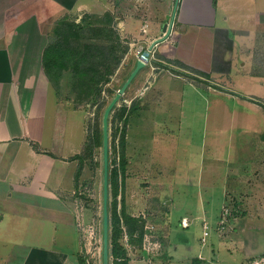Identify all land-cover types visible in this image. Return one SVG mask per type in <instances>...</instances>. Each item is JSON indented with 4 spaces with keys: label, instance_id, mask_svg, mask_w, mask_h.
<instances>
[{
    "label": "crops",
    "instance_id": "obj_1",
    "mask_svg": "<svg viewBox=\"0 0 264 264\" xmlns=\"http://www.w3.org/2000/svg\"><path fill=\"white\" fill-rule=\"evenodd\" d=\"M38 9L30 0H0V264H80L86 252L72 200L86 130L82 115L64 105L60 88L45 71L52 28L44 6ZM152 51L161 69L145 65L128 87L141 94L128 121L151 97L159 104L170 88L182 96L189 87L191 92L203 88V93H216L220 111L228 107L224 97L234 103L232 121L223 130L244 135L259 125L264 111V0H180L170 37ZM135 55L130 48L121 64L129 65L130 73L139 60L130 58ZM65 75L71 81L68 71L61 81L67 80ZM249 141H243V149L252 151L240 157L239 172L227 175L234 180L225 194L229 208L261 210L263 218L264 134L253 144ZM249 229L246 238L253 242L257 225L251 221ZM262 249L252 245L246 252L200 253L197 263L264 262ZM146 257L142 252L129 264H150Z\"/></svg>",
    "mask_w": 264,
    "mask_h": 264
},
{
    "label": "rangeland",
    "instance_id": "obj_2",
    "mask_svg": "<svg viewBox=\"0 0 264 264\" xmlns=\"http://www.w3.org/2000/svg\"><path fill=\"white\" fill-rule=\"evenodd\" d=\"M30 1L35 3L36 11L38 6V11L42 10V6L46 9L45 20H49L48 28H52L53 41V28L60 20L81 23L88 18L86 24L91 22L99 26L105 24V16L110 14L113 17L111 25L119 34L121 43L133 48L136 55L130 58L136 60L137 51L145 53L153 38L163 36L164 33H159V26L169 22L175 5V0ZM150 53L155 56L154 51ZM156 61L157 58L152 61V67L159 71L161 67L155 65ZM129 73V65L120 66L111 81L102 87L101 94L96 93L93 97L86 98L81 92L71 90L67 75L68 81H61L59 89L61 101L67 108L82 115L86 130L87 145L85 142L78 158L80 182L72 202L83 223L79 228L87 264H103L104 248L103 146L90 150L88 145L91 136L97 131L101 132L103 113ZM202 89L191 92L186 87L180 96L174 92V88H170L166 97L158 101L159 104L151 97L145 108L138 106L133 111L129 126H125L118 118L114 120L116 110L119 112L123 107L129 110L141 95H135L133 89L128 88L111 114L109 171L116 167L119 172L118 213L121 215V207L125 205L126 213L138 219L133 235L128 232L125 220H121L123 233L120 241L130 261L138 260L145 252L143 245L147 230L149 235L151 233L150 241L160 244L159 253H155V256L163 252L153 261L149 257L154 255L149 256L145 252L150 264H198L200 253L206 256L209 252H246L252 245L259 246V250L264 246L263 212L231 209L230 199H226L225 194L234 180V177L227 175L239 172L240 157L252 151L243 149V141L250 140V144H253L259 133L264 134V111H260L259 125L253 130H246L244 135H238V130H223L222 127L232 121L234 103L224 97L228 107L220 111V107L215 105L217 94L212 90L203 93ZM123 127H126L124 170L120 161L123 152L119 144L120 130L113 139V132ZM113 200L110 186V224ZM224 209L229 210V214L226 215ZM251 213H256L252 215L254 219L250 216L244 219ZM257 216L261 219H257ZM222 219L224 225H221ZM251 221L257 225L253 231L256 236L253 242L246 238L251 231ZM141 232L143 237L139 241ZM205 232L208 235L203 241ZM185 259H189L190 263ZM132 264L149 263L137 261Z\"/></svg>",
    "mask_w": 264,
    "mask_h": 264
},
{
    "label": "trees",
    "instance_id": "obj_3",
    "mask_svg": "<svg viewBox=\"0 0 264 264\" xmlns=\"http://www.w3.org/2000/svg\"><path fill=\"white\" fill-rule=\"evenodd\" d=\"M87 19L85 18L81 23L68 19L60 20L53 28L55 41L45 50L43 63L49 79L58 89L64 71H68L71 74V90L81 92L80 94L86 98L93 97L96 93L101 94L102 87L111 81L112 76L120 68L123 59L130 50L128 44L121 43L119 34L112 27L113 17L110 14L105 16V24L99 26L93 25L91 22L86 24ZM131 110H133V106L129 110L126 107L119 109V112L116 110L114 120L118 118L127 126V113ZM119 130L121 132L119 144L123 149L120 161L124 170L126 168L124 155L126 127L117 128L113 132L114 140ZM101 146H103L102 130L91 136L88 149L93 150ZM77 157L80 158L79 155ZM118 175L116 167L109 172V185L114 198L111 204L110 257L112 264H129L128 253L120 241L123 233L121 220H125L128 232L133 235L138 219L132 218L126 213L125 205L121 207V215L118 213ZM122 200L124 201V196ZM142 233L139 235V241L143 237ZM86 261L85 257H81L80 264H87Z\"/></svg>",
    "mask_w": 264,
    "mask_h": 264
},
{
    "label": "water",
    "instance_id": "obj_4",
    "mask_svg": "<svg viewBox=\"0 0 264 264\" xmlns=\"http://www.w3.org/2000/svg\"><path fill=\"white\" fill-rule=\"evenodd\" d=\"M180 0H175V5L173 7L170 20L164 25L163 36L155 39L148 48V51H152L153 48L166 41L173 30L174 20L176 17V12L178 9V4ZM145 67V63L142 60H137L136 67L129 74L128 78L118 90L117 94L107 105L102 118V132H103V168H104V186H103V239H104V248H103V264H110V213H109V154H110V134H109V121L111 114L115 107L118 105L119 101L125 94L126 90L135 79L140 70Z\"/></svg>",
    "mask_w": 264,
    "mask_h": 264
},
{
    "label": "built area",
    "instance_id": "obj_5",
    "mask_svg": "<svg viewBox=\"0 0 264 264\" xmlns=\"http://www.w3.org/2000/svg\"><path fill=\"white\" fill-rule=\"evenodd\" d=\"M150 52L151 51H148V50L145 51V53L142 52V50L141 51H137V57H138V59L142 60L145 63V65L152 66L153 65L152 64V61L154 59L156 60V58H155L154 55H151ZM227 209H224V213L226 215L229 214L228 213L229 210H227ZM77 219H78V226L79 227H82L83 226V223L80 221L79 215H78ZM221 225H224V219H222ZM148 233L149 232L147 230L146 233L144 234V245H143V249L150 256V255H155V253H159L158 250L160 249V244H158V243H152L150 241V235H151V233H150V235ZM207 235H208V232H205L204 237H203V241L205 240V237ZM252 264H264V262L261 261V260H255Z\"/></svg>",
    "mask_w": 264,
    "mask_h": 264
}]
</instances>
